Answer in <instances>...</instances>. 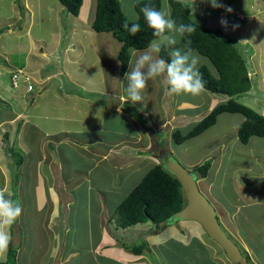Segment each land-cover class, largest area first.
<instances>
[{
    "label": "rangeland",
    "instance_id": "1",
    "mask_svg": "<svg viewBox=\"0 0 264 264\" xmlns=\"http://www.w3.org/2000/svg\"><path fill=\"white\" fill-rule=\"evenodd\" d=\"M26 1L28 0H0V99H5L6 103H2L0 101V121L3 116H10L13 114L15 110L18 112L23 111L24 102L23 98H21V95L23 96L24 93V87L21 85L23 82H18V84L14 85V80L12 78V75L16 72H19L20 69L27 70L28 68H40L41 75L47 76L55 73L62 72L64 69V60L62 58V50H59L58 53H48L44 52L43 48L37 46V50L34 51V55L30 56L28 55V51H30L29 43L31 42V39H29L27 33H25V28L27 27L29 21L32 18L36 19V22L34 23L32 27V33L35 39H40V35L45 36V26L42 24L43 22H46L48 24H51L50 21L54 19L55 13L52 10V7L55 6V4H60L59 0H30L32 5L30 7V11H27ZM122 6V9L126 16L131 20L135 21L136 13L134 9V4L139 1L143 0H119ZM176 1H183L187 5L193 7L194 5L193 0H176ZM53 3V5H52ZM218 3H221L227 7H230L232 9L231 12L225 11L224 8H213L211 5L207 9H197V13L203 14V15H194V20L200 25H203L207 28L211 29H218L222 28L221 24L219 23L220 18H224L227 20V27L228 31L227 36L231 40L234 41L237 48L240 50V52L243 54V56L246 58L248 65H252V58L249 56V51L254 49V41L250 38H253V33L251 30H247L246 26L249 24L250 20H248V17H252L253 13L256 15L258 14L257 9L254 8V4H256V0H218ZM165 2L163 1V5ZM162 5V7H163ZM27 8V9H26ZM194 9V8H193ZM261 10L264 11V8ZM30 13H32L30 15ZM66 13H68L65 10V15L61 18L63 22H69L71 24L70 18L66 17ZM236 13H239L241 16H244L246 20L239 21L235 18ZM31 16V17H29ZM264 17V16H263ZM230 18V19H228ZM214 19V20H213ZM43 21V22H42ZM18 26L15 30H13V27ZM43 26L38 27V26ZM67 25V24H66ZM234 25L238 27H234ZM259 25H264V23H261ZM8 28H10L11 33H9ZM260 30V37L264 38V28L258 27ZM257 29V30H258ZM224 30V29H221ZM15 31V32H14ZM263 31V32H262ZM14 32V33H13ZM233 35H231V33ZM237 34L238 37H235L233 39L234 34ZM99 35V34H96ZM179 35H176L175 38L177 39ZM48 34H46V37L44 39H47L48 41ZM89 37V36H87ZM102 37V36H97ZM109 37L113 40V43L110 44L112 49L114 51L119 50V47L121 43H119L116 38H113L114 36L112 34H109ZM240 38V39H239ZM41 41V40H39ZM100 39L96 41L90 42L89 45L95 43L97 49H91L86 51V58L84 60V66H86V70L93 71L96 67L100 69L99 75L106 76L109 74L110 71H114L112 66H108L107 61H111L112 57L110 55L111 48H108L104 45H100ZM246 41V43H245ZM52 41L50 40L49 44ZM242 44H241V43ZM245 43V44H244ZM66 43H64L65 45ZM86 46V43H85ZM173 45V50H176L177 48ZM249 50V51H248ZM143 51H135L133 52L132 58H131V64L130 66L135 67V60L139 57L140 54H142ZM116 59V58H115ZM204 59V58H202ZM31 61V62H30ZM103 61V62H102ZM115 61V60H114ZM107 63V64H106ZM29 64L31 66H29ZM45 65V66H42ZM80 65V64H78ZM41 66V67H40ZM119 68V64H118ZM22 70V71H25ZM132 71V70H131ZM26 72V71H25ZM35 71L26 72L30 77H32V74ZM36 73V72H35ZM57 74V77L54 78L50 84L56 86L59 89V83L60 80H63L61 76ZM125 79V95H127V88L129 85V81L127 79V76ZM123 79V80H124ZM66 80V79H65ZM122 80V81H123ZM157 81L161 82V79H157ZM119 92L121 93L123 90V84L121 82V79L119 77ZM100 83V81H99ZM32 84L34 85V81H32ZM252 84V82H251ZM161 90H163V86L160 85ZM75 88L77 92L79 91L82 95V99H85V96H89L86 99H108L107 93H98V94H90L85 93V90L82 88H76L73 86L72 88H69V92L71 89ZM105 88V87H103ZM28 89V86H27ZM67 91V90H66ZM68 92V91H67ZM163 92V91H162ZM160 93V95L162 94ZM30 93V92H28ZM33 92H31L32 94ZM120 93L116 94V97H120ZM122 94V93H121ZM51 95L48 94L47 96L41 97V99H47V105L45 102L42 103L41 108H44V112L42 114H48L53 113L54 109L49 105V97ZM143 98V97H142ZM29 99V98H25ZM159 99L161 103H164L166 98L163 96ZM175 99H182L175 97ZM129 104L132 105L135 103L128 99ZM144 101L143 105L138 104L136 108H143L140 109V111H136V113H132L131 111L127 112L126 114L131 117L133 121V125L131 127V130H137L138 133L145 131V126L142 124L140 119L136 116H143L141 112L147 111L145 108V101L146 99H142ZM227 101V100H226ZM238 102L245 105L246 107L256 111L259 114L264 115V86H259V89L257 87H254L250 90L247 94L240 97V99H237ZM8 103V104H7ZM37 104V103H36ZM11 105V106H10ZM48 106V107H46ZM120 109H125L120 103L118 105ZM131 107V106H130ZM13 108V109H12ZM26 108V107H25ZM12 109V110H10ZM29 107L27 108V110ZM48 109V111H47ZM128 109H130L128 107ZM101 110L104 112L102 120L98 119V123L101 122L102 124V132L103 135H106V133L111 134V130L107 129V127H118L119 129L124 128V132H127V137L132 136L133 140H138L139 136H137L135 131L133 134H130V124L126 123L122 117H120L119 110L114 109L111 111L110 107L103 106ZM122 111V110H121ZM59 118H48L44 115H41L39 117H35L33 119H30L28 122L23 121L20 123V121L17 122V124H11L4 126L3 130L0 132V137L2 140L4 139V133L6 130H8L11 133V137L9 139H4V142L0 141V145L4 144H10L14 143L15 148L17 150L16 153L23 154L21 151H35L36 148L39 147V142L42 144L46 140L45 134L47 133L50 125L55 124L57 128H60V126H64L65 128L69 127L70 125H67V123L60 122L58 120ZM245 117L242 114H223L217 120L216 125L206 130L204 133H202L198 138H194L191 140H188L184 144L177 146L174 145V154L177 157V160L182 166H184L188 170L190 169L188 164L190 162H198V166H201L205 164L206 162L211 163V171L209 173V176L205 179H199L198 185L200 187V190L202 193L206 196L208 201L212 204V206L215 208L217 213V218L222 226V228L226 231V233L232 238V236L228 233L227 229L231 228L229 223H235V225L241 230L240 234L242 239L248 244V246L255 247L256 252L259 251V254L264 259V180H260L259 176L264 173V138L260 137H252L249 140L248 144H243L240 142L238 138V128L244 121ZM147 120V119H146ZM83 121V120H82ZM90 123L95 122L94 118H90L88 120ZM13 123V122H12ZM82 123V122H81ZM124 123H126L124 125ZM186 123H182L183 126ZM21 125V126H20ZM38 125V126H37ZM128 125V127H127ZM158 128L165 127L164 125L157 126ZM175 127L174 125L171 127ZM97 130L100 129L99 125L95 128ZM147 130H153L154 126H147ZM18 130V131H17ZM77 129H74L76 131ZM188 131V130H187ZM163 139H169L171 136L167 133H160ZM16 136V140H15ZM104 136L99 137L102 139ZM111 137V136H108ZM154 138V137H153ZM152 137L149 139L147 136L141 137V140L145 143H147V140L149 139L150 144L154 145V139ZM152 139V140H151ZM100 144V146H97ZM22 145H25V147H21ZM97 145H95L96 151H102L104 149V144L102 141L98 140ZM27 148V149H26ZM57 149V156L59 161H64L65 164L69 163L68 166L65 167V170L70 171L74 173L75 171H83L82 165H86L83 162H88L89 159H92V155H96L98 152H92V155L83 157L81 155V152L72 151L73 146H63L60 149L55 146ZM114 149H110V153H114ZM63 150L64 152H61ZM117 150V149H116ZM3 146H0V159L3 154ZM107 152V153H109ZM103 153L101 156L107 154ZM121 154V157H124L125 154H127L124 149L119 153ZM54 159V157H53ZM94 159V158H93ZM16 160V159H15ZM47 165L42 166V170L45 167L47 169L50 175L53 177V197L63 200H71L72 196H75V202L73 203V206L69 208V206L65 207L67 211L71 209V213L69 214V224L71 221H73L72 228L75 227L77 222H80L84 219L85 214L87 213V209L85 206L81 209L79 213H75V208L79 205L81 202V197H78V195H84V198H86L87 191L94 189H88L89 184L86 183L82 187L76 186V188H73V186L76 183H79V178L74 179L69 184H65L62 180V174L61 168L64 167L65 164H59V162H56L55 159L51 160ZM91 161V160H89ZM14 164V162H13ZM3 169H0V191L6 192L7 194L12 193L14 199L13 201H17L21 203V207L27 205V209H30V211L27 213V215L23 218L22 223H19V219L22 218L21 216L17 219L14 224V226L11 225V230L16 231L18 229V233L15 232L13 235V242L12 246L15 247V244L20 250H18V254L22 251V259L28 257V253L31 251V244L35 241H39L43 237V233H40V230L38 228V225L41 222L40 217H36L35 215L30 216V213L35 209L33 207L31 209L30 206L33 205V195L32 192L30 194L28 187H29V181L27 184L25 183V180L31 179L32 174V168H25L24 174L23 169H16V167L11 166L10 171L1 166ZM152 168L150 166H145L142 172H137L134 176L124 178V173L117 172V176L114 179V176L116 175V172L111 171V173L106 178H101V182L93 183L91 182V185L96 188L98 186V189H102L101 191L104 193V196L107 198L106 207L108 209V215L107 219H112L111 224L107 227V233L108 236H111L113 238L122 239L124 238V244H126V248L128 252H132V248L135 246H142L143 242L140 240L134 241L132 239V234L134 233V229H127L124 230L119 227L117 230H108L111 225H114L115 228L118 223L117 215L114 213L116 211L117 206L126 198V195H120V193H117V189L124 190L125 188H130V186H136L145 176V174L149 171V169ZM194 170V169H193ZM11 172V174H9ZM194 172V171H192ZM95 173V172H94ZM93 173V174H94ZM92 174V175H93ZM45 175V174H44ZM10 178V179H9ZM37 178V177H36ZM45 178H51L46 176ZM35 179V176L34 178ZM45 180V179H44ZM51 180V179H50ZM10 181H12V186L10 184ZM94 181H97V177L94 178ZM26 184V188H25ZM131 187V188H132ZM96 188V189H97ZM26 189V191L22 192ZM70 192V193H69ZM85 192V194H84ZM67 193V194H66ZM6 197L8 195L5 194ZM38 201L41 202V198L39 197V193L37 194ZM83 198V199H84ZM100 202L103 200L100 198ZM66 206V205H65ZM87 206V205H86ZM26 210H22L23 214H26ZM257 210L261 211L263 214L261 216H256L255 212ZM225 212V213H224ZM46 214V213H44ZM44 218H47V216L42 215ZM94 217V216H93ZM235 218L233 219L234 222H223V218ZM105 218V219H106ZM94 222H98L99 218L94 217ZM106 221V220H104ZM56 224L52 227V229L56 232V235L59 237V241H61L64 238L63 231L65 230L62 228V218L60 221H56ZM21 224V225H19ZM148 225L150 223L146 224H140L139 226L136 225L137 229H144L146 230ZM176 227L180 228L184 231L183 235L181 233V237H174L173 236V230L166 232L163 235V243L159 247H157V250H154L157 256L154 257L159 258L158 255L161 254L163 256L164 261L166 264H213L215 261L213 260V250H210L208 248H205L201 245L202 240L208 239L210 241L209 237L204 235L203 228L195 224L193 222H175L174 224ZM191 225L189 227L190 229L187 230V226ZM64 226V225H63ZM96 229V234L100 233L98 232L99 226H94ZM233 227V226H232ZM26 228V230H25ZM139 231V230H138ZM179 231V230H178ZM201 231L203 234H201ZM201 234L200 239L198 238L197 234ZM17 237V240H15ZM184 238V239H183ZM167 239V240H166ZM233 239V238H232ZM234 240V239H233ZM235 241V240H234ZM17 242H21V247ZM34 242V243H35ZM236 242V241H235ZM25 243H27L25 245ZM212 243V241H211ZM36 244V243H35ZM109 244V243H108ZM236 244L239 246V243L236 242ZM25 245L26 250L23 249V246ZM107 246V245H106ZM106 246L103 247L102 252L104 253L107 249ZM217 251L215 253V256L218 255V252L220 253V246H215ZM240 247V246H239ZM54 250L55 247H52ZM89 248L87 247H81L73 250L74 252L79 251V255L73 257L70 259L69 264H91V262L94 259L93 255H90V250H87ZM125 249V248H124ZM69 250V249H66ZM144 250V248H143ZM244 258L246 252L241 249ZM107 251V250H106ZM116 253L120 254V250ZM224 255V254H223ZM7 257V250L4 252H0V263L6 261ZM157 260V259H156ZM245 260V259H244ZM56 258L53 256L47 257L45 260H43V263L41 264H56ZM218 264L219 262L216 261ZM113 264H116L113 262ZM235 264V263H233ZM241 264H255V263H246V261L242 262Z\"/></svg>",
    "mask_w": 264,
    "mask_h": 264
},
{
    "label": "crops",
    "instance_id": "2",
    "mask_svg": "<svg viewBox=\"0 0 264 264\" xmlns=\"http://www.w3.org/2000/svg\"><path fill=\"white\" fill-rule=\"evenodd\" d=\"M169 0H165L167 4L169 5ZM60 2V1H59ZM194 12L193 14H198L196 11L197 9H207L211 5L209 0H196L194 1ZM200 4V5H199ZM32 3L30 0L26 1L27 11H30ZM53 5V3H52ZM135 5V4H134ZM170 6V5H169ZM96 7H97V0H83V5L80 10V14L78 16H74L70 13H66V17L70 18L71 24L69 22H63L61 18L65 15V7L60 4H55V6L52 7L53 12L55 13L54 19L50 21L51 24H48L46 22H43L42 24L45 26V36L40 35V39H35L33 36L32 27L34 23L36 22L35 18L30 19L27 21L28 25L25 28V33H27L29 39H31V42L29 43L30 51H28V55L32 56L34 55V51L37 50V46L43 48L44 52L48 53H58L59 50H62V58L64 60V69L63 71L59 73L53 72L51 75L43 76L41 75L40 68H28L26 71H35L32 74V78L34 81V90L31 94L28 93L25 86L24 87V93L23 96L21 95V98H23L24 107L23 111L18 112L15 110L12 115L10 116H3L0 121V132L3 130L4 126L11 124H17L18 121L22 123L23 121L28 122L30 119L37 118L41 115H44L48 118L54 117L59 118L58 120L60 122L67 123V125H70L69 127L65 128L64 126H60V128H57L55 124L50 125L47 133L45 134L46 140L41 144L39 142V147L36 148L35 151H24L26 153L27 159L26 162L28 163V166L32 168V174L31 179L25 180V183L29 181V187L28 190L30 194L33 192V205L30 206L31 209L35 207V209L30 213V216L35 215L36 217L41 218V222L38 225V228L40 230V233H43V237L37 241L33 242L31 244V251L28 253L27 258H21L22 257V251L20 254H17V264H41L43 263V260H45L49 256H53L56 258V264H69V261L71 258L79 255V251L74 252V249L81 248V247H87L90 250V255L94 256L93 261L91 264H113L115 262L116 264H166L164 261L163 256L158 255L159 258L154 257L157 254L154 250H157L156 248L163 243V235L173 230V236L174 237H181V233L183 235L184 231L180 228L176 227L172 223L166 227L165 229L162 228L161 232H154L153 228L148 225L147 229H139L138 224L137 227L133 230L134 233L132 234V239L134 241L142 240V242H145L149 246V250H144L142 254L138 255L136 253L128 252L127 248L122 246V244L115 240V238L108 236L107 233V227L111 222H108L106 217L110 215L108 212V209L106 207L107 198L104 196V193L101 191L102 189H98L91 185V182L98 183L101 182V178H106L111 173V171L116 172V175L114 176V179L117 176V172L124 173V178H130L134 176L137 172H142L145 166L154 167L158 164V157L157 154H145L146 152H143L144 150H149L151 144L149 139L150 134H148L147 130L145 129L144 132L138 133L137 130H131V127L133 125V121L129 115L126 113L129 111H133V107L136 108L138 104L143 105L144 101L140 100L137 101L132 105H128L129 101L127 99V95H125V77L128 73L131 72L133 69V66H130L129 71L125 74V76H121L120 74V61H119V51L121 48V45L119 47V50L114 51L110 44L113 43V40L109 37V33H97L92 28V23L95 19L96 14ZM254 8L257 9L258 14H254L252 17H248V20H250L249 24L246 26L247 30H251L253 33V38H250L254 41V49L248 50L249 56L252 58V65H248V72H249V78L252 82V88L253 83L254 87H257L259 89V86H264V38L262 39L260 36V30L258 27H263L264 25H259L261 23H264V11L261 10L264 8V0H256V4H254ZM136 13V12H135ZM32 13H30L31 15ZM136 17H138V14L136 13ZM203 15V14H198ZM31 17V16H29ZM172 17V16H171ZM137 19V18H135ZM230 19V18H228ZM214 20V19H213ZM221 20V18H220ZM219 20V23H220ZM67 24V25H66ZM18 26L16 25L13 27V30H15ZM39 28L43 26H38ZM220 29V28H218ZM221 29H224L223 32L226 34L228 31V28L222 27ZM258 29V30H257ZM9 33H11L10 28H8ZM15 32V31H14ZM13 32V33H14ZM229 32V31H228ZM263 32V31H262ZM231 33V32H230ZM46 34H48L49 38L44 39L46 37ZM99 34V35H96ZM231 35H233L231 33ZM89 36V37H87ZM102 36V37H97ZM235 37H238L235 33L233 36V39ZM114 38V37H113ZM100 39V45H104L108 48H111L110 53L112 59L111 61H107L108 66H112L114 71L111 72L110 69H108L109 74L106 76L99 75L100 69L97 67L93 71L86 70V66H84V60L86 58V51L91 49H97L98 46H96L95 43L90 44L92 41H96ZM240 39V38H239ZM41 40V41H39ZM50 40L52 41L50 44ZM176 48L181 50L183 53L193 52L189 50L182 42L181 36H178L176 39ZM64 43H66L64 45ZM86 43V46H85ZM241 43V42H240ZM246 43V41H245ZM244 43V44H245ZM242 44V43H241ZM163 46H167L173 50V45H167L166 42L161 45V48ZM146 51V50H141ZM135 52V51H134ZM196 53V52H195ZM198 54V53H197ZM133 55V53H132ZM153 59L160 58V53H152ZM199 55V54H198ZM200 62L198 67L201 66H208L213 74L217 75L216 70L212 66L211 62L201 55H199ZM116 58V59H115ZM204 58V59H202ZM245 58V57H244ZM246 59V58H245ZM115 60V61H114ZM31 62V61H30ZM103 62V61H102ZM80 64V65H78ZM119 64V68H118ZM248 64V62H247ZM29 66H31L29 64ZM45 66V65H42ZM41 67V66H40ZM26 69V68H25ZM24 69V70H25ZM142 71L146 74L147 73V66H145ZM57 74L63 78V80H60L59 83V89L50 82L57 77ZM119 77L121 79V82L123 84V90L122 94L119 92ZM162 81L158 82L157 79H161ZM66 79V80H65ZM124 79V80H123ZM123 80V81H122ZM100 81V83H99ZM160 85L163 86V90H161ZM75 86L76 88H83L85 90V93L90 94H98V93H107L108 99H86L89 96H85V99H82V95L80 92L73 88L69 92V88H72ZM105 87V88H103ZM251 88V90H252ZM68 92H67V91ZM169 90V85L167 84L166 80V73L161 74L158 77L151 78L147 81L146 88L141 93L142 99H146L145 101V108L147 111H142L141 114L147 119V125L151 126H160L164 125V133L169 134L172 136V132L176 130H180L183 133H186L187 130H190L196 123L204 119L216 106L220 105L223 102H226L228 100L229 96L226 94H214L208 90L203 89L202 92H200L198 95H189V94H173L168 95L167 91ZM163 91V92H162ZM162 94L160 95V93ZM120 93V97H116V94ZM48 94L51 95L49 97V105L54 109L53 113L48 114H42L44 112V108H41V105L43 102L47 105L46 100L47 99H41V97L47 96ZM163 96L166 98L164 103H161L159 99ZM182 98V99H175ZM29 98V99H25ZM2 103H6L5 99H0ZM37 103V104H36ZM119 103L127 110L120 109L118 107ZM8 104V103H7ZM11 106V105H10ZM110 107L111 111L114 109L119 110L120 117L126 122L130 124V134H133L135 131L137 136H139L138 140H133L132 136L127 137L124 136L127 134V132H124V128L119 129L116 127H107V129L111 130L110 133H106V135H103L102 132V124L101 122L98 123V119L102 120L103 117V111L101 108ZM131 106V107H130ZM26 107V108H25ZM29 109L27 110V108ZM48 107V106H46ZM128 107L130 109H128ZM13 109V108H12ZM10 109V110H12ZM138 111L143 108H136ZM122 110V111H121ZM48 111V109H47ZM224 114H231V113H224ZM223 115V114H221ZM221 115L218 117H221ZM94 118L95 122L90 123L88 120L90 118ZM83 120V121H82ZM245 120V119H244ZM13 122V123H12ZM82 122V123H81ZM182 123H186L183 126ZM244 122V121H243ZM242 122V123H243ZM124 123V125L126 124ZM99 125L100 129H95ZM175 126L171 128L172 126ZM216 125V124H215ZM21 126V125H20ZM38 126V125H37ZM241 126V125H240ZM239 126V127H240ZM128 127V125H127ZM74 129H77L74 131ZM163 129V128H162ZM239 129V128H238ZM18 131V130H17ZM157 135V134H156ZM4 139H9L11 137V133L6 130L4 133ZM104 136L102 139L99 137ZM111 136V137H108ZM147 136L150 137L147 140V143L144 144V142L141 140V137ZM154 136V135H153ZM152 136V138H153ZM198 138V137H197ZM4 139L0 137V141L4 142ZM13 139V138H12ZM154 139V147L157 146V143L162 141L158 140V137ZM16 140V136H15ZM98 140L102 141L105 147L108 149H114V153H107L103 156H94L90 153L89 149H92L95 145H97ZM152 140V139H151ZM165 141L163 143H160V151H165L169 147H174V144L171 142V138L164 139ZM167 141L169 142V145H167ZM72 145V151L81 152V155L83 157L92 155V159H89L88 162H83L86 165H82L83 171H75L74 173H71L73 169L70 171L65 170V167L68 166L69 163H66L64 161H59L57 156V149L55 148L63 146H70ZM100 145V144H99ZM141 145V146H140ZM3 146V154L0 159V169H3L1 166L7 168L9 171L11 169V166L13 165V156L12 153L10 154L8 149L10 147L15 148L14 143L10 144H4L0 145ZM25 147V145H22L21 147L18 146V148ZM16 149V148H15ZM127 153L124 157H121V154H119L122 150ZM174 150V148H173ZM61 152H64L61 150ZM28 154V155H27ZM1 155V153H0ZM55 159L56 162H59V164H65L64 167L61 168V171L63 172L62 180L65 184H69L74 179L79 178V182L82 183H88V189H94L91 190V194L86 195L87 197L84 198V195H78V197H81L79 205L75 208V213H79L83 206L86 207L87 213L85 214V217L82 221L77 222L75 227L72 228L73 221L69 224V217L71 213V209L69 211L66 210L65 207L69 206L72 207L73 203L75 202V196H72L71 200L63 199L62 201L53 197V177L50 175L47 169L43 167V165H47L51 160ZM94 158V159H93ZM177 158V157H176ZM198 163V162H197ZM196 162H190L187 167L190 169H194L196 166H198ZM27 165V164H26ZM23 169L24 174V167ZM151 169V168H150ZM95 172V173H94ZM94 173V174H93ZM11 174V172L9 173ZM45 174V175H44ZM93 174V175H92ZM35 176V179H33ZM46 176L51 178H45ZM37 177V178H36ZM97 177V181H94V178ZM260 180H264V173L259 176ZM10 179V178H9ZM45 179V180H44ZM51 179V180H50ZM10 184L12 186V181H10ZM25 184V188H26ZM130 189V188H128ZM127 188L124 190L117 189V193H120V195H126ZM26 191V189L21 193L23 196V193ZM88 192V191H87ZM39 193V197L41 198V202L38 201L37 194ZM70 193V192H69ZM89 193V192H88ZM6 195L11 199L13 195V191L10 194ZM67 194V193H66ZM85 194V193H84ZM84 198V199H83ZM102 199L103 201L100 202L99 199ZM66 205V206H65ZM87 205V206H86ZM27 205L23 207L22 210H26ZM30 211V209H27L26 214L22 213V218L19 219V223H22L23 225V218L27 215V213ZM46 213V214H44ZM225 213V212H224ZM256 216H261L263 214L261 211L257 210L255 212ZM42 215L47 216V218H44ZM98 217V222H94L93 218ZM33 217V216H32ZM62 218V228L65 230L64 238L63 240L59 241V237L56 235V232L52 229V227L56 224V221H60ZM106 218V219H105ZM223 218V222H234L233 219L227 217ZM106 220V221H104ZM111 221V220H110ZM195 223V222H193ZM197 224V223H195ZM233 226H231V225ZM21 225V224H19ZM98 225V234H96V229L94 226ZM199 225V224H198ZM231 228H228V233L232 236V238L239 243V246L243 251L248 252L251 260L255 264H264V259L260 257L259 251L256 252L255 247L248 246L246 242L242 239L240 234V229L235 225V223H229ZM191 225L187 226V230H189ZM12 228L10 227L9 232L11 237L15 234V232L18 233V229L16 231H12ZM26 230V228H25ZM108 230H117L114 225H111V227ZM139 230V231H138ZM179 230V231H178ZM203 233L205 231L203 230ZM201 231V234H203ZM200 233L197 234L198 238L200 239V236H202ZM204 235L207 236L205 233ZM184 239V238H183ZM167 240V239H166ZM202 240L199 242H202L201 245L205 248H208L210 250H213V260L218 261V264H233L231 260L228 259L222 248L220 247V253L218 252V255L215 256V253L217 251L215 246H219L216 242L209 239ZM212 241V243H211ZM109 243V244H108ZM27 243H25L26 245ZM19 247H21V242H19ZM25 245L23 246V249L25 248ZM107 245V246H106ZM106 246V250L104 253H100L103 250V247ZM9 247V245H8ZM55 247L54 250H52ZM125 248V249H124ZM69 249V250H66ZM20 250V248H18ZM26 250V249H24ZM120 250V254L116 253ZM104 251V250H103ZM7 254H8V248H7ZM224 254V255H223ZM157 259V260H156ZM215 263L213 264H217ZM245 262V260H244ZM172 264V263H171Z\"/></svg>",
    "mask_w": 264,
    "mask_h": 264
},
{
    "label": "trees",
    "instance_id": "3",
    "mask_svg": "<svg viewBox=\"0 0 264 264\" xmlns=\"http://www.w3.org/2000/svg\"><path fill=\"white\" fill-rule=\"evenodd\" d=\"M59 1L67 12L74 16L80 14L83 0ZM163 1L165 2V0H143L136 2L134 9L138 14V19L131 21L124 13L119 0H97L92 28L97 33H111L122 44L119 51L121 76H125L129 71L133 50H147L150 41L157 39L153 36V30L146 25L143 13L140 11L141 8L149 5L160 10L162 9ZM168 2L171 16L176 20L177 24L181 22L191 23L195 27L193 33L181 36L183 44L189 50L206 57L217 72V75L213 74L206 65L199 68L205 82L204 88L216 94H226L229 96L228 101L214 108L207 117L194 125L186 133L180 130L174 131L171 142L174 145L180 146L187 140L200 136L214 126L217 123L218 116L223 113L244 115L245 120L238 129V138L241 143L248 144L249 140L254 136L264 138V115L237 101V99H240V97L251 90L252 84L249 78L247 60L234 41L221 29H210L195 22L193 18L194 7L187 5L183 1L169 0ZM125 22L129 23V25L133 22L139 23L141 25L140 31L132 34L123 27ZM169 52H171V49L163 46L160 58L169 62ZM136 111V108L133 107L132 113H136ZM136 116L147 128L146 118L144 116ZM147 132L152 137V133L149 130ZM157 136L159 137L158 140L165 141L160 137L162 136L161 134ZM8 151L10 154L12 153L14 158L13 167H16V169L29 168V162H26L27 156L24 151H21L22 155L16 153L17 150L14 147H10ZM211 167V163L208 161L201 166H196L194 172L198 179H205L209 176ZM85 184L86 182L82 183L80 181L73 188H76V186L82 187ZM131 187L127 191L126 198L117 206L114 213V216L116 214L118 218L116 229H119V227L124 230L129 228L134 229L138 224L150 223L154 232H161L162 228L165 229L171 224L170 220L173 216L186 205V198L180 182L162 165L152 167L136 186ZM92 192L90 190L86 195L90 196ZM14 196L12 195V200ZM110 220L112 221V219ZM110 220L108 222H111ZM117 241L126 248L124 238L117 239ZM12 242L13 238L9 242L7 259L0 264H17L18 247H13ZM143 248L144 250H149L148 244L143 242L142 246H135L132 250L134 253L140 255L144 251ZM244 259L246 263H252L248 252H246Z\"/></svg>",
    "mask_w": 264,
    "mask_h": 264
},
{
    "label": "clouds",
    "instance_id": "4",
    "mask_svg": "<svg viewBox=\"0 0 264 264\" xmlns=\"http://www.w3.org/2000/svg\"><path fill=\"white\" fill-rule=\"evenodd\" d=\"M209 2L213 8H224L225 11L227 12L232 11L230 7L218 3V0H209ZM140 11L143 13V17L146 25L153 30V36L157 39H153L152 41H150L147 50L139 55V57L135 60V67L132 69L130 73L127 74V79L129 81V85L127 88V99H130L133 102L142 100L141 93L146 88L147 81L151 78L158 77L161 74H165V73H166L167 84L169 85V90L167 91L168 95H173V94H177V95L189 94L193 96L198 95L200 92L203 91V89H205L204 88L205 82L203 80L202 74L199 71L198 65L201 58L197 53L195 52L183 53L179 49L172 50L171 52L168 53V56L170 57L169 62H166V60L163 58L153 59V55H152V53H160L161 45L165 42L167 45H175L177 43V40L175 38L176 35L184 36L185 34H191L195 31V27L191 23L181 22L177 24L176 20L171 17L170 6L167 4V2H165L162 9L160 10L149 5H145L144 7L141 8ZM136 18L138 19V17ZM235 18L239 21L246 20V18L244 16H241L239 13H236ZM227 23L228 22L226 19L221 18L220 20L221 26L227 27ZM123 27L132 34L139 32L141 29V25L137 22H133L131 23V25L125 22ZM234 27H238V26L234 25ZM145 66H147L146 74L142 71V69H144ZM20 70H24V69H20ZM31 79H32L31 80L32 83L33 78ZM21 85L25 86L27 89V84L22 83ZM33 90H34V85H33ZM27 91L32 92L29 91L28 89ZM164 128L165 127H163L162 129L155 126L153 130H150V133H152V136L154 135L153 137L156 138L158 134L164 131ZM171 134L173 135V132ZM163 142L164 141L158 142L157 146L155 147L154 145H151L149 150L143 151L146 152L145 154H148L150 156L151 154L153 155L157 154L158 157L157 165H162L160 163V160L162 158L165 159V161H167L169 153H171L174 156V158L177 160L173 150L174 147H169L165 151L164 150L160 151V146H161L160 143ZM168 145L169 142L167 141L166 146ZM97 146L100 145L98 144ZM89 150H90L89 154H91L92 152H98L96 156H101V154L110 151V149L104 147V149L99 152L95 150V146ZM21 214H22V207L20 203L17 201H13L10 198H6L5 193L3 191H0V252H4L7 250L9 242L12 240L9 229L11 225H13L16 222V220L21 216ZM15 247L17 246L15 245Z\"/></svg>",
    "mask_w": 264,
    "mask_h": 264
},
{
    "label": "water",
    "instance_id": "5",
    "mask_svg": "<svg viewBox=\"0 0 264 264\" xmlns=\"http://www.w3.org/2000/svg\"><path fill=\"white\" fill-rule=\"evenodd\" d=\"M160 163L180 182L186 198L184 208L170 221L199 224L207 236L222 248L229 260L241 264L244 261L243 252L220 225L215 208L200 190L196 173L182 166L171 153L168 154L167 161L162 158ZM15 238L17 240V237Z\"/></svg>",
    "mask_w": 264,
    "mask_h": 264
},
{
    "label": "built area",
    "instance_id": "6",
    "mask_svg": "<svg viewBox=\"0 0 264 264\" xmlns=\"http://www.w3.org/2000/svg\"><path fill=\"white\" fill-rule=\"evenodd\" d=\"M31 78L32 77H30L25 71L20 70L19 72L13 75L14 85L16 86L18 82L21 81L24 84H27L29 91H32L33 85L31 83V80H32Z\"/></svg>",
    "mask_w": 264,
    "mask_h": 264
}]
</instances>
